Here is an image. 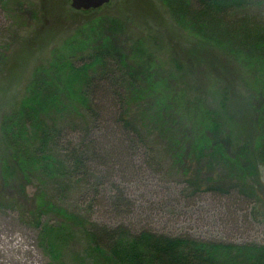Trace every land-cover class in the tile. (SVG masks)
Masks as SVG:
<instances>
[{
  "label": "trees",
  "instance_id": "trees-1",
  "mask_svg": "<svg viewBox=\"0 0 264 264\" xmlns=\"http://www.w3.org/2000/svg\"><path fill=\"white\" fill-rule=\"evenodd\" d=\"M167 1L179 26L200 44L180 57L178 71L161 74L151 62L130 59L114 42L117 22L98 12L101 7L76 9L90 16L35 66L3 115L0 207L18 210L39 229L52 264H66L63 248L77 233L86 242L74 264H264V243L136 227L125 219L131 202L117 186L107 197L121 218L113 224L94 218L95 198L68 202L75 186L88 195L103 184L90 180L101 168L109 164L114 171L115 164L144 156L157 168L170 162L194 193L236 190L264 200V17L251 13L264 0ZM30 10L36 17V4ZM9 47L0 45L1 79L22 64L20 57L11 61ZM241 75L257 126L237 143L213 101L217 93V105L226 109L238 97L232 87ZM76 134H82L78 144ZM105 134L113 139L100 141Z\"/></svg>",
  "mask_w": 264,
  "mask_h": 264
},
{
  "label": "rangeland",
  "instance_id": "rangeland-1",
  "mask_svg": "<svg viewBox=\"0 0 264 264\" xmlns=\"http://www.w3.org/2000/svg\"><path fill=\"white\" fill-rule=\"evenodd\" d=\"M71 2L0 0V45L7 47L10 44L8 54L11 61L22 58V64L13 77L11 74L4 79H1L4 75L0 77V122L22 96L35 66L50 57L52 48H62L65 40L90 16L76 11ZM168 3L167 0H111L98 10L109 12L117 22L115 44L125 49L130 59L139 64L151 62L156 65L161 74L178 71V62L184 58V53H189L191 46L200 45L179 26ZM35 4L36 17L30 10ZM251 13L264 17V5ZM194 51L199 52L200 49ZM229 65L238 70L233 61ZM232 88L238 97L232 95L226 109L217 105V93H214L213 104L222 112L225 130L230 131L232 138L239 143L256 133L257 111L245 75H241ZM102 136L98 139L105 143L113 139L106 134ZM76 138L78 144L82 134H76ZM4 152L0 131V160L5 156ZM149 159V156L134 157L133 163L128 165L115 164L114 171L108 164L90 179L93 183L101 181L103 184L93 188L88 195L87 188L75 186L68 197L69 204L82 201L88 204L95 198L94 218L100 222L116 223L121 218L109 207L107 197L117 186L124 190V195L131 202L125 219L136 227L186 233L212 241L264 243V200L255 201L236 190L194 193L185 178L170 167V162L165 160V167L157 168L149 163ZM32 191L30 187L29 192ZM46 218L55 219L53 215ZM85 242L84 234L77 233L74 240L63 248L66 264H74V256L81 253ZM17 258L29 264H52L40 246L39 229L26 222L18 210L0 207V264H17Z\"/></svg>",
  "mask_w": 264,
  "mask_h": 264
},
{
  "label": "water",
  "instance_id": "water-1",
  "mask_svg": "<svg viewBox=\"0 0 264 264\" xmlns=\"http://www.w3.org/2000/svg\"><path fill=\"white\" fill-rule=\"evenodd\" d=\"M111 0H72L71 5L75 9H92L99 8Z\"/></svg>",
  "mask_w": 264,
  "mask_h": 264
},
{
  "label": "bare ground",
  "instance_id": "bare-ground-1",
  "mask_svg": "<svg viewBox=\"0 0 264 264\" xmlns=\"http://www.w3.org/2000/svg\"><path fill=\"white\" fill-rule=\"evenodd\" d=\"M16 263H17V264H29L28 262H26V261L23 260L22 258H17V259H16Z\"/></svg>",
  "mask_w": 264,
  "mask_h": 264
}]
</instances>
